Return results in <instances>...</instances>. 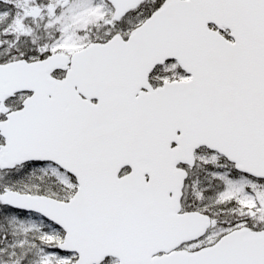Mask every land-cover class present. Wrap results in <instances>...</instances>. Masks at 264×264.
<instances>
[{
	"label": "snow or ice",
	"instance_id": "1",
	"mask_svg": "<svg viewBox=\"0 0 264 264\" xmlns=\"http://www.w3.org/2000/svg\"><path fill=\"white\" fill-rule=\"evenodd\" d=\"M0 264H264V0H0Z\"/></svg>",
	"mask_w": 264,
	"mask_h": 264
}]
</instances>
